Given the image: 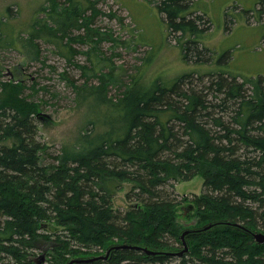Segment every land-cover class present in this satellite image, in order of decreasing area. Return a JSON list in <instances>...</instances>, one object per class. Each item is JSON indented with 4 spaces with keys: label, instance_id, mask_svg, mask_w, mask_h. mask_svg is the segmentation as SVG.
Returning <instances> with one entry per match:
<instances>
[{
    "label": "trees",
    "instance_id": "trees-1",
    "mask_svg": "<svg viewBox=\"0 0 264 264\" xmlns=\"http://www.w3.org/2000/svg\"><path fill=\"white\" fill-rule=\"evenodd\" d=\"M54 2L45 19L14 37L9 19L0 18V48L17 49L24 33L30 41L23 38L25 45L36 52L32 38L47 33L45 40L69 61L79 53L74 43L81 40L97 42L88 54L103 60L100 38L91 39L100 32L90 27L95 1ZM194 2L155 4L169 35L182 44L184 59L207 61L212 50L200 44L199 34L211 22L193 9ZM73 28L87 31L76 35ZM197 77L200 81L185 73L148 86L131 80L122 97L112 100V120L108 115L99 122L106 128L84 134L78 149L49 163L36 119L39 102L25 95L22 81L3 83L0 139L14 143L0 145V261L38 264L29 251L42 243L49 254L41 264L100 256L113 244L174 251L183 248L181 233L188 222L181 217L190 215L194 228L216 220L256 230L264 226V76L249 80L252 87L226 70L207 73L209 84ZM197 175L203 177V191L184 205L187 198L178 199L175 184ZM124 182L134 183L125 210L114 206ZM189 206L193 210L186 214ZM188 242L182 256L125 247L79 264H264V243L235 227L191 234Z\"/></svg>",
    "mask_w": 264,
    "mask_h": 264
},
{
    "label": "rangeland",
    "instance_id": "rangeland-1",
    "mask_svg": "<svg viewBox=\"0 0 264 264\" xmlns=\"http://www.w3.org/2000/svg\"><path fill=\"white\" fill-rule=\"evenodd\" d=\"M94 1L96 12L90 27L100 32L91 39L100 38L97 46L103 60L89 57L88 51L97 42L81 40L74 43L79 53L69 61L45 40L47 33L32 38L36 52H30L25 45L30 41L29 34L24 33L19 35L17 49L0 48V94L3 95V83L22 81L25 95L39 102L41 114L36 119L39 137L48 146L46 163L78 149L84 134L95 135L104 130L106 126L100 123L108 117L112 120L113 114L108 112L112 100L121 98L126 84L135 78L148 86L157 80L167 83L179 75L194 73L197 80L200 81L197 76H202L209 84L207 73L226 70L252 87L249 80L264 76V0H195L193 9L205 13L211 22L207 31L199 34L200 44L212 50V59L207 61L184 59L182 44L169 35L165 18L156 7L158 0ZM54 5V0H0V18L9 19L7 25L14 37L17 31L28 32V26L36 19H45ZM72 30L76 35L87 31ZM91 94H98L99 98ZM93 120L96 123H91ZM13 143V139H0V145ZM203 184L201 175L176 182L178 199L186 197L184 205L193 203L192 198L202 193ZM133 186L132 182L122 183L114 198L115 208L125 210L131 203L127 193ZM190 216L181 217V221L191 222ZM258 230L264 231V226ZM47 248V244H38L30 249V257L43 263L49 254ZM0 262L15 264L11 259Z\"/></svg>",
    "mask_w": 264,
    "mask_h": 264
},
{
    "label": "water",
    "instance_id": "water-1",
    "mask_svg": "<svg viewBox=\"0 0 264 264\" xmlns=\"http://www.w3.org/2000/svg\"><path fill=\"white\" fill-rule=\"evenodd\" d=\"M184 209H186L185 211L187 214L191 210H193V206H189V207L184 208ZM190 224L193 225V224H195V222H191ZM217 226H230V227L238 228V229L244 231L245 233H248L249 235H251L255 239L256 242H258L260 244L264 243V231H259V230L250 228L249 226H246L243 223L236 222V221L216 220V221L210 222V223H208L202 227H195V228L188 227L184 231H182L181 241L183 244V248L178 249V250H174V251L153 250V249L147 248L143 245L113 244L106 250V252L104 254H102L100 256L77 257V258L70 259L67 262V264H79V263H83V262H89V261H92L94 259H98L101 257L106 259L110 256V253L113 250L118 249V248H125V247L140 249V250L146 251L147 253L155 254V255L182 256L189 250V242H188V236L189 235L206 232V231H209V230H211Z\"/></svg>",
    "mask_w": 264,
    "mask_h": 264
},
{
    "label": "bare ground",
    "instance_id": "bare-ground-1",
    "mask_svg": "<svg viewBox=\"0 0 264 264\" xmlns=\"http://www.w3.org/2000/svg\"><path fill=\"white\" fill-rule=\"evenodd\" d=\"M49 250V249H48ZM1 263V262H0Z\"/></svg>",
    "mask_w": 264,
    "mask_h": 264
}]
</instances>
